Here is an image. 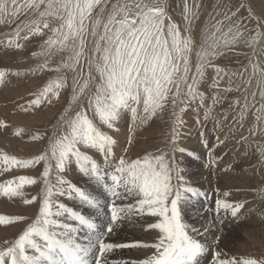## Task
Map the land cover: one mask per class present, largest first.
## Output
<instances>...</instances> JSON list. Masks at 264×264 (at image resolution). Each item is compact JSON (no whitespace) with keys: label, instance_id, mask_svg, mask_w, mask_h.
Returning a JSON list of instances; mask_svg holds the SVG:
<instances>
[{"label":"snow or ice","instance_id":"snow-or-ice-1","mask_svg":"<svg viewBox=\"0 0 264 264\" xmlns=\"http://www.w3.org/2000/svg\"><path fill=\"white\" fill-rule=\"evenodd\" d=\"M104 2L106 4L108 0ZM15 3L16 0H12V4ZM98 5L101 0H28L27 6L34 11L36 19L23 28L18 26L10 35L6 34L7 38L2 42L6 48L22 49L24 45L20 39L27 41L32 36H47L41 45L42 51L33 53L45 57V60L30 71L33 74L49 71L57 75L36 94L30 107L59 99L61 91L68 87L64 71H71L74 75L67 107L53 124L42 153L30 159L0 153L5 172L11 168L43 166L39 175L42 183L39 198L26 199L23 191L25 186L36 185L37 178L20 175L0 184V197L20 198L25 205L38 200V214L18 238L6 242L9 246L0 250V264H109L104 259L106 253L128 247L154 249L151 255L132 264H201L200 258L209 251L207 244L197 238L204 232L183 221L181 206L204 197L205 193L187 186L182 175L185 169L175 158L177 152L198 158L191 152L185 153L177 143L183 125L181 115L189 102L198 100L203 107L204 95L198 91V86L209 67L216 73L212 87H217L220 80L228 76L229 87L223 91L233 90L232 77L237 73L215 66L213 61L240 44L251 48L253 54L258 45L264 47L261 21L257 20L258 26L246 35L239 19L224 27L225 21H232L239 9L230 14L226 11L223 20L211 27L205 23L197 45L192 38V29L198 13L191 10L187 0L183 7L182 29L169 16L167 0H116L110 11L103 6L96 11ZM17 11L18 8L10 13L6 0H0V14L15 15ZM249 18H253L251 12ZM25 29L27 34L21 37L20 33ZM57 53L65 54L62 62L57 67H50V58ZM85 63L87 75L77 70ZM248 68L252 78L264 75V67L252 57L245 71ZM93 70L98 73V83L92 76ZM20 75L19 71L0 70V85L10 76ZM182 96L185 98L181 99ZM212 99L215 104L221 97L214 95ZM260 99V107L254 113L257 124L264 121V89L260 92ZM85 101L87 108L84 107ZM169 103L174 120L168 150L158 155H144L140 159L114 158L117 142L102 131L101 126L115 130L124 113H130L132 125L139 126ZM178 107L179 111H176ZM249 110L245 98L237 123L244 120ZM212 111L211 106L205 109V120L213 118ZM3 127L6 126L0 121V128ZM256 131L254 125L251 132L255 134ZM21 132L22 129L17 128L14 134L20 136ZM31 139L43 140V137L36 134ZM243 139L247 140L246 137ZM80 146L99 153L102 163L82 151ZM257 150L264 159V144L257 145ZM209 158L211 160V153ZM73 163L79 173L107 195V203L65 177ZM228 195V192L223 193L224 197ZM60 197L92 210L94 216L90 218L74 210L60 202ZM119 200L134 203L121 205L117 203ZM215 203L218 212L222 209L233 218H237L244 207L242 203L233 204L226 199H217ZM137 215L156 218L148 225L159 234L155 243L105 242L107 234L113 232L118 222L131 221ZM23 220L22 216H0V225ZM220 223H223L222 219ZM220 256L219 252L212 253L213 264H264V258L221 259Z\"/></svg>","mask_w":264,"mask_h":264},{"label":"rangeland","instance_id":"rangeland-1","mask_svg":"<svg viewBox=\"0 0 264 264\" xmlns=\"http://www.w3.org/2000/svg\"><path fill=\"white\" fill-rule=\"evenodd\" d=\"M6 2L10 13L17 8L19 11L15 15L5 16L0 14V21H3L0 22V68L8 66L11 72L19 71L22 75L11 76L12 88L6 96L8 97L6 99V102L9 103L8 107L12 108L10 112L14 116L13 120L10 119V115L7 117L0 115V121H3L6 126L0 128V153L15 156L17 159H30L42 153L53 124L67 107V101L71 97V84L74 73L68 70L64 71L68 87L61 91L59 99H52L51 102L44 101L39 107L29 106L30 102L36 99V94L57 73L37 71L33 74L30 71L45 60V57L34 56L33 53L42 51L41 45L47 36H32L27 41L20 39L19 42L24 47L13 49L10 59L5 60L3 58L5 47L2 42L6 40V34L10 35L18 26L23 28L25 24L36 19L34 11L27 6L28 0H16L15 5L12 4V0H6ZM115 2L116 0H108L105 4L104 0H101V5L97 6L96 11H99L101 6L110 11L112 3ZM184 3L185 0H167L168 14L181 29ZM187 3L193 12L198 13V19L192 29V38L197 45L200 41L201 29L205 26V23L208 22L209 27H211L217 21L223 20L226 11L230 14V12L239 9L232 21H225L224 27L239 19L247 35L249 31L258 26L257 20H260L261 24L259 26L264 31V0H187ZM241 4L243 7H240ZM249 12L252 13L253 18H249ZM25 34H27L26 29L20 33L21 37ZM260 47L258 45L257 52L253 54L251 48L240 44L226 51L224 55L217 57L213 61L215 66L237 73L232 77L231 88L233 90L226 93L223 91V89L229 87L228 76H224L217 87H212L216 73L209 67L205 70L204 79L198 86V91L204 95L203 107H200L198 100L189 102L186 110L181 115L183 125L179 129L180 135L177 143L179 147L185 149V153L191 152L198 158L194 159L179 152L175 153V158L180 166L185 169L182 175L187 186L195 187L205 193L204 197L195 198L190 203L181 206L183 221L204 232L203 236L197 238L207 244L209 251L200 258L201 264H213L212 253L214 251L221 254V259L232 257L264 258V192L261 191L264 189V159L257 150V145L264 144V121L257 124L254 115L262 102L260 92L264 89V75L252 78L250 77L251 69L248 68V71H245L250 57L253 58L254 62L264 67V47ZM64 55L62 53L53 55L50 58V67H57L62 62V56ZM192 62L194 72V55ZM77 70H82L85 75L88 73L86 63L82 69L78 66ZM92 76L96 78L98 83V73L95 70H93ZM249 80L250 82L247 83ZM93 91H95L94 87ZM254 93L255 97L253 96ZM214 95L221 97L220 102L213 104L212 98ZM184 98L181 97V99ZM245 98H247L250 105V110L244 120L237 123L236 118L245 102ZM184 106L180 105V107ZM209 106L213 109V118L205 120L204 111ZM84 107L87 108V101H85ZM25 108L28 109L27 112L24 111ZM172 111L171 103H169L164 110L158 112L151 120L139 126L132 125L130 113H124L115 130L101 126V130L112 136L117 142L114 145V158L123 156L127 160H133L140 159L144 155H158L161 151H167L169 148V133L174 120ZM176 111H179V107ZM89 115L91 116L92 113L89 112ZM254 125L257 127L255 134L251 132ZM130 126L132 127L131 132L129 131ZM17 128L22 129L21 136L14 134ZM7 131L8 134H6ZM36 134L41 135L43 140H32L31 136ZM129 136H131V143H129ZM245 137L247 140L243 139ZM133 139L136 142H133ZM120 141L124 147L119 145L121 144ZM80 147L86 154L102 163L103 158L95 150ZM209 153H211V160ZM3 167V163L0 161V184L20 175L37 178L38 183L36 185L25 186L23 191L26 199H31L32 196L39 198L42 187V183L39 181V175L43 170L42 164L28 169L15 168V170L11 168L7 172L3 171ZM64 175L76 185L79 178L75 163L71 165L70 171ZM224 192H228L229 195L224 197ZM107 198L103 199L106 200ZM19 199L13 198L6 203L3 202L2 206L0 205V215L24 217L23 221L9 224L13 228L10 232L6 234V230L0 232V250L9 246L6 242L10 243L18 238L38 214V200L35 203L25 205L22 199ZM217 199H226L233 204L242 203L244 207L238 213L237 218H233L229 212L222 209L219 212L217 211L215 203ZM64 201L71 202L66 198ZM124 201L121 205L134 203L132 200ZM69 203L66 205L68 206ZM72 207L90 218L93 217L90 215L92 210L81 207L77 202H74ZM221 219L223 223H220ZM97 220L99 222V218ZM155 220L156 218L150 216L137 215L131 221L125 220L118 223L122 225L121 230L124 229V234L132 238L133 236H140L139 234H145V228L148 231L150 229L148 225L155 222ZM205 229H207L206 232ZM150 231H152L150 234L146 233L148 238L142 239L146 244L155 243L158 239V232L154 229H150ZM116 233L118 234V230ZM108 235L111 236L109 239H107ZM9 236L10 238H8ZM107 236L105 242L123 244L118 241V235H113L111 232ZM217 237H219L218 240ZM208 242L212 243L211 246L208 245ZM130 248L124 249L130 250ZM118 249H115V256L118 254ZM133 250H136V248ZM142 250L140 252H143ZM145 251H150L149 255H151L154 249L144 248ZM149 255L143 253L137 257L138 259H135L140 261Z\"/></svg>","mask_w":264,"mask_h":264},{"label":"bare ground","instance_id":"bare-ground-1","mask_svg":"<svg viewBox=\"0 0 264 264\" xmlns=\"http://www.w3.org/2000/svg\"><path fill=\"white\" fill-rule=\"evenodd\" d=\"M1 37V36H0ZM3 41V40H2ZM4 49V48H3ZM1 50V49H0ZM15 50V49H14ZM12 52H13V49H10V48H6L5 47V49L3 50V58L5 59V60H7V59H10V57H11V54H12ZM0 70H7V71H9V72H11V70L8 68V66L7 67H3V68H0ZM23 77V76H22ZM14 78V77H13ZM21 78V77H20ZM28 78V77H27ZM11 88H12V82H11V76L5 81V83L3 84V85H0V115L1 116H9L10 115V119L11 120H13V118H14V116H13V114H12V112H10V110H12V108L11 107H8V102H6V99L8 98V97H6L8 94H9V92H10V90H11ZM27 116V115H26ZM23 118V117H22ZM27 118V117H26ZM23 120V119H22ZM30 121V120H29ZM31 121H32V119H31ZM8 130V129H7ZM6 134H8V131L6 132ZM21 136V135H20ZM133 142H136V140L135 139H133L132 140ZM120 143L121 144H119L120 146H123V144H122V142L120 141ZM125 143V142H124ZM124 147V146H123ZM197 147L198 148H200V146L199 145H197ZM120 149V148H119ZM118 159V158H117ZM199 165V164H198ZM197 166V165H196ZM13 169V168H12ZM15 169V168H14ZM17 169V168H16ZM15 169V170H16ZM73 170V169H72ZM197 170V169H196ZM195 170V171H196ZM75 171V170H74ZM16 172V171H15ZM73 172V171H72ZM71 173V172H70ZM8 174V173H7ZM195 174V173H194ZM204 174V173H203ZM203 174H201V175H203ZM3 175H5V174H3ZM2 175V176H3ZM73 177V176H72ZM78 180H77V183H76V185L78 186V187H82V188H86V189H88V190H90V191H92L94 194H100V195H98L100 198H104L105 199V197H107V195L106 194H104L103 193V191L102 190H100V189H97L94 185H92L88 180H87V178H85L82 174H80L79 172H78ZM205 179V178H204ZM206 180V179H205ZM204 181V180H203ZM79 182V183H78ZM13 199V198H12ZM11 199V200H12ZM16 199V198H15ZM64 197H60L59 198V200H60V202H63V203H65V204H67V203H69V202H66V201H64ZM8 200H10L9 198H7V197H0V205L2 206V204H3V202H7ZM19 200H21V199H19ZM107 201H108V198L105 200V202L107 203ZM125 201H127V200H125ZM124 201V202H125ZM117 203L118 204H121V203H123V200H119V201H117ZM68 206L69 207H72V206H74V201H72L71 200V202L68 204ZM80 208V207H79ZM105 211H107V209L105 208ZM91 213L92 214H90V215H92V216H94V213H93V211H91ZM0 216H4V215H0ZM121 224L120 223H118V225L116 226V227H114V230H113V232H112V234L113 235H118V241L120 242V243H123V244H133V243H136V242H140V243H144L143 241H142V239L143 238H148L147 236H146V233H151L152 231H150V229H148V231H146V228H145V234H139L140 236H133L132 238H130V237H128V236H126V234H124V229H122L121 230ZM13 228H11V226L9 225V224H7V225H0V232L3 230H6L5 231V234L6 233H8V232H10L11 230H12ZM117 230H118V234L116 233L117 232ZM119 230H121V231H119ZM152 230V229H151ZM155 233V232H154ZM157 233V232H156ZM120 234V235H119ZM108 238L107 239H109L111 236H107ZM8 238H10V236L8 237ZM211 242H208V245H210L211 246ZM215 245V244H214ZM136 248V250H133V249H135ZM143 249V250H142ZM140 250H142L143 252H140ZM119 251H121V252H119ZM137 251H139V252H137ZM150 252V251H149ZM149 252H144V248H141V247H131L130 248V250L129 249H124V248H119L118 249V254H117V256H115V249L112 251V252H110V253H106L105 254V257H104V259H106L108 262H109V264H113V262H116V264H132V262L133 261H137V257H139L141 254H143V253H146V255H149ZM152 252V251H151ZM126 253V254H125ZM127 253H131V254H127ZM143 257H144V255H142ZM135 258H137V259H135ZM202 258V257H201Z\"/></svg>","mask_w":264,"mask_h":264}]
</instances>
